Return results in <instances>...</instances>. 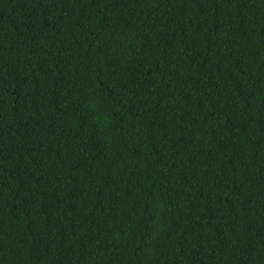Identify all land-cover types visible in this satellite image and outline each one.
I'll list each match as a JSON object with an SVG mask.
<instances>
[{
  "label": "trees",
  "instance_id": "trees-1",
  "mask_svg": "<svg viewBox=\"0 0 264 264\" xmlns=\"http://www.w3.org/2000/svg\"><path fill=\"white\" fill-rule=\"evenodd\" d=\"M0 264H264V0H0Z\"/></svg>",
  "mask_w": 264,
  "mask_h": 264
}]
</instances>
